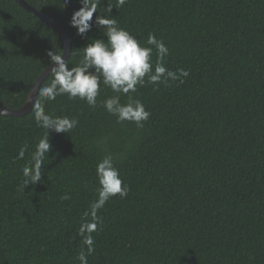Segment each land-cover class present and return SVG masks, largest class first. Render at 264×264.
<instances>
[{"label": "trees", "instance_id": "16d2710c", "mask_svg": "<svg viewBox=\"0 0 264 264\" xmlns=\"http://www.w3.org/2000/svg\"><path fill=\"white\" fill-rule=\"evenodd\" d=\"M27 1L68 31L70 67L90 40L106 39L95 24L101 14L145 46L149 33L163 40V63L178 79L130 93L151 113L143 129L117 124L99 106L114 95L103 85L96 108L66 95L45 102L49 114L79 124L49 131L42 179L23 191L22 170L45 130L34 107L20 116L0 112V264H81L82 250L87 264H264V0H101L83 37L70 23L81 0ZM50 52H64L58 31L17 0H0L7 108L25 104ZM100 141L117 155L129 192L97 212L88 255L80 229L97 198Z\"/></svg>", "mask_w": 264, "mask_h": 264}, {"label": "clouds", "instance_id": "9594fccd", "mask_svg": "<svg viewBox=\"0 0 264 264\" xmlns=\"http://www.w3.org/2000/svg\"><path fill=\"white\" fill-rule=\"evenodd\" d=\"M69 0H64L66 5ZM101 0H81L82 7L75 11L71 18V26L78 30V34L86 36L92 29V19L97 14ZM125 0H119L123 5ZM109 6L108 11L111 12ZM95 24L104 29L103 35L106 39H93L82 48V59L70 67L64 55L51 57L52 81L33 91L38 99L34 104V120L38 127L45 130L43 137L36 145L32 153L31 162L23 170V180L18 191H23L29 185H36L42 179L43 160L51 151L49 131L56 133H69L75 129L79 120L68 116H54L49 114L45 108V102L56 100L58 96H67L69 99L85 101L91 108L98 106V97L101 86L112 90L114 95L99 101L109 115L115 117L117 124H134L137 129H143L145 122L151 116L140 99L134 98L130 93H135L138 86L145 84H167L169 81L178 79L177 72L168 69L164 63V57L168 55L169 49L163 40L157 39L154 33H149L147 46L139 41L136 36L125 28L119 26L117 20L105 15H97ZM155 49L157 62L153 64L152 54ZM184 76L187 71L179 70ZM127 97L122 101V97ZM98 146L103 155L96 164L95 172L98 181L97 198L90 205L91 222L82 225L80 232L84 237L83 243L87 246V254L93 251L92 232L97 230L99 217L97 212L112 197L119 195L126 197L129 187L124 183L121 172L116 166L117 155L100 141ZM24 149L20 151L23 158ZM71 197L67 194L61 199L67 200ZM81 264H87V256L82 250L78 256Z\"/></svg>", "mask_w": 264, "mask_h": 264}, {"label": "water", "instance_id": "95a60500", "mask_svg": "<svg viewBox=\"0 0 264 264\" xmlns=\"http://www.w3.org/2000/svg\"><path fill=\"white\" fill-rule=\"evenodd\" d=\"M17 1L24 8H26L27 10L36 14L39 18H41L43 21H45L50 26H52L55 30L58 31V33L61 35L63 42H64V52H63L62 56L64 55V58L67 61L69 56H70V53H71V44L72 43H71V37H70L68 31L65 29V27L63 25H61L58 21H56L54 18H52L49 15H47L46 13H44L43 11L38 10L37 8L32 6L27 0H17ZM50 67H51V64L49 66H47L39 74V76L37 77V79L35 80V82L33 84V87L30 91L28 99L23 106H21L19 108H15V109L7 108L0 98V112L4 115H10V116H20V115H25V114L29 113L33 109L34 104L38 98L36 96V93L33 91V89L36 88L38 90L39 87L42 86L46 77L51 74Z\"/></svg>", "mask_w": 264, "mask_h": 264}]
</instances>
